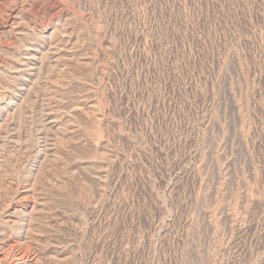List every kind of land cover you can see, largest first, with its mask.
<instances>
[{
    "label": "rangeland",
    "instance_id": "374dc122",
    "mask_svg": "<svg viewBox=\"0 0 264 264\" xmlns=\"http://www.w3.org/2000/svg\"><path fill=\"white\" fill-rule=\"evenodd\" d=\"M0 264H264V0H0Z\"/></svg>",
    "mask_w": 264,
    "mask_h": 264
},
{
    "label": "bare ground",
    "instance_id": "6f19581e",
    "mask_svg": "<svg viewBox=\"0 0 264 264\" xmlns=\"http://www.w3.org/2000/svg\"><path fill=\"white\" fill-rule=\"evenodd\" d=\"M27 255V254H26Z\"/></svg>",
    "mask_w": 264,
    "mask_h": 264
}]
</instances>
